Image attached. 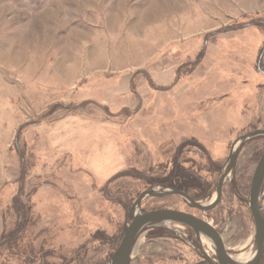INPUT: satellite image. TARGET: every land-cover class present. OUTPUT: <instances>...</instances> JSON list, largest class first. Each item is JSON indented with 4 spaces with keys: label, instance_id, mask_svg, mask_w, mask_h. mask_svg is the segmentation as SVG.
Here are the masks:
<instances>
[{
    "label": "rangeland",
    "instance_id": "obj_1",
    "mask_svg": "<svg viewBox=\"0 0 264 264\" xmlns=\"http://www.w3.org/2000/svg\"><path fill=\"white\" fill-rule=\"evenodd\" d=\"M69 116L101 121L123 167L97 178L71 152L52 150L53 125ZM258 129L264 0H0V264H108L137 196L167 187L146 179L171 168L179 146L178 165L212 184L198 200L207 204L234 140ZM263 151L264 136L243 143L209 211L174 194L146 196L142 211L195 214L246 258L249 186ZM260 207L264 217V184ZM171 226L142 232L130 264H200L192 231Z\"/></svg>",
    "mask_w": 264,
    "mask_h": 264
},
{
    "label": "water",
    "instance_id": "obj_2",
    "mask_svg": "<svg viewBox=\"0 0 264 264\" xmlns=\"http://www.w3.org/2000/svg\"><path fill=\"white\" fill-rule=\"evenodd\" d=\"M256 136H264V129L248 132L238 136L234 140L229 152L227 167L216 183L215 196L207 204L195 201L189 194L174 188H149L142 191L134 200L123 221L122 236L117 247L109 257L108 264H130L132 248L137 237L142 232L156 227L174 229L171 224L185 226L192 231L203 258V264H260L261 261H264V217L261 213L260 207L261 190L264 184V151L253 170L250 180L248 207L255 231L252 251L253 255L245 262H239L232 258V255L227 252L220 233L207 220L200 218L195 214L172 208H158L142 211L141 206V202L146 196L164 197L174 194L182 197L190 206L199 211L206 212L211 210L221 200L223 183L234 167L239 149L246 140ZM203 239L209 242L212 246L214 258L210 257L203 249Z\"/></svg>",
    "mask_w": 264,
    "mask_h": 264
},
{
    "label": "crops",
    "instance_id": "obj_3",
    "mask_svg": "<svg viewBox=\"0 0 264 264\" xmlns=\"http://www.w3.org/2000/svg\"><path fill=\"white\" fill-rule=\"evenodd\" d=\"M51 132L52 150L71 152L79 166H85L97 178L110 176L126 161L113 133L101 121L69 116L54 124Z\"/></svg>",
    "mask_w": 264,
    "mask_h": 264
},
{
    "label": "trees",
    "instance_id": "obj_4",
    "mask_svg": "<svg viewBox=\"0 0 264 264\" xmlns=\"http://www.w3.org/2000/svg\"><path fill=\"white\" fill-rule=\"evenodd\" d=\"M185 145L183 144L179 146L176 150L175 155L171 157V168L164 171L162 170L160 176H151L147 178L146 183L148 185H151L152 183V185H162L164 187L167 186L183 191L189 194L195 201L205 199L209 197L212 192L211 182L199 180V178L195 174H193V172H188V170L183 169L178 165L179 157L181 156L182 149L185 147ZM208 164L212 167V170L216 172L218 166L217 162L213 159L208 158ZM17 210L19 214H21V211H19L20 209ZM101 237L105 238L104 236ZM7 240L14 242V233ZM16 242L18 243V241Z\"/></svg>",
    "mask_w": 264,
    "mask_h": 264
},
{
    "label": "bare ground",
    "instance_id": "obj_5",
    "mask_svg": "<svg viewBox=\"0 0 264 264\" xmlns=\"http://www.w3.org/2000/svg\"><path fill=\"white\" fill-rule=\"evenodd\" d=\"M253 255V252L250 253L246 258H243L242 256L241 257H234L232 256V258H234L235 260L239 261V262H245L247 260H249Z\"/></svg>",
    "mask_w": 264,
    "mask_h": 264
},
{
    "label": "flooded vegetation",
    "instance_id": "obj_6",
    "mask_svg": "<svg viewBox=\"0 0 264 264\" xmlns=\"http://www.w3.org/2000/svg\"><path fill=\"white\" fill-rule=\"evenodd\" d=\"M189 238H190V240L193 242V245H195L194 241L196 242V238L193 237V233H192V232L190 233ZM206 252H207V251H206ZM207 254H208V253H207ZM208 255H209L210 257L214 258L213 255H210V254H208ZM202 261H203V260L201 259V260L199 261V263H200V264H203Z\"/></svg>",
    "mask_w": 264,
    "mask_h": 264
}]
</instances>
